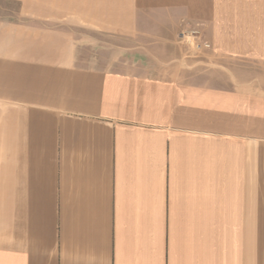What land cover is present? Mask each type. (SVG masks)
Wrapping results in <instances>:
<instances>
[{"label":"crops","instance_id":"crops-1","mask_svg":"<svg viewBox=\"0 0 264 264\" xmlns=\"http://www.w3.org/2000/svg\"><path fill=\"white\" fill-rule=\"evenodd\" d=\"M0 264H264V0H0Z\"/></svg>","mask_w":264,"mask_h":264},{"label":"rangeland","instance_id":"rangeland-1","mask_svg":"<svg viewBox=\"0 0 264 264\" xmlns=\"http://www.w3.org/2000/svg\"><path fill=\"white\" fill-rule=\"evenodd\" d=\"M208 46V45H207Z\"/></svg>","mask_w":264,"mask_h":264}]
</instances>
